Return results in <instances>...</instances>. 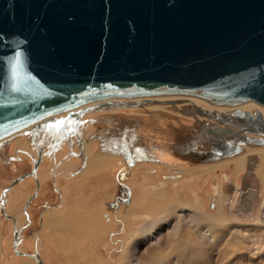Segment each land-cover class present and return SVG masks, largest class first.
<instances>
[{"label":"water","instance_id":"water-1","mask_svg":"<svg viewBox=\"0 0 264 264\" xmlns=\"http://www.w3.org/2000/svg\"><path fill=\"white\" fill-rule=\"evenodd\" d=\"M160 93L264 105V0H0V146L21 128L54 132L93 120L86 109L143 102L112 96ZM228 114L264 141L258 108ZM112 137L129 163L148 156L132 137ZM209 138L207 159L244 140Z\"/></svg>","mask_w":264,"mask_h":264},{"label":"rangeland","instance_id":"rangeland-1","mask_svg":"<svg viewBox=\"0 0 264 264\" xmlns=\"http://www.w3.org/2000/svg\"><path fill=\"white\" fill-rule=\"evenodd\" d=\"M187 104V101H182L178 107ZM154 106L166 109L168 105ZM168 111L174 112L169 109ZM86 137L87 142L90 143L89 155L93 157L88 158L85 167L70 177L59 174V178H61L59 185L64 200L61 201L58 198L53 181L47 174L50 171L47 169L53 167L56 161L63 156L65 151L62 147L66 143L58 148L55 155L43 159L44 162L41 166L45 170L46 179L41 184L40 192L27 208L30 217L22 234L31 237L35 233H39L42 236L45 264H121L126 245L130 242L140 241L142 232L149 222L165 214L173 213L159 224L155 230L159 231L164 222L171 226L176 225L178 217L183 212L186 215L188 211L197 208L207 213H216L219 205L231 224L217 222L223 226L228 224L226 227L216 229L219 233L218 237L213 241H205L194 232L196 231L195 224L186 220L184 231L188 232L189 238L193 236L189 242L195 243L196 247L184 249L185 245L183 247L175 246L170 254L171 248L169 247L171 244L174 245L175 239L174 236L168 237V233H165L162 239L154 240L149 246V248H153L151 252L161 251L165 254L168 249V255H165L164 260L159 264H264V217L262 215L259 217L261 225L258 226L254 223L261 200L262 183L260 178L256 174L260 198L255 207L254 200L257 199L258 184L250 176L249 180L247 179L252 185L254 183L256 185L255 194L253 193L255 196L252 197L247 207L249 211L254 207L251 217H240L237 213L228 210L224 197L225 191L230 190V187L224 186V182L227 181L225 175L227 178L233 179L236 185H240L246 172L248 154L245 157L244 170L239 173H236V164L232 158L224 160L219 165L220 167L207 164L198 173H184L172 170V168L179 167L161 161L160 164L150 162L151 165L148 166H136V162H144V164H148V162L139 160L129 163L123 154L110 151L111 147L109 146L106 148L110 150L106 149L101 136L98 139L89 138V135ZM65 139L69 142L70 137ZM116 155H123L126 163H121L124 162L123 158L120 160L114 158ZM71 163H75V161H71ZM32 166V158L25 156L23 159L20 157L19 160L13 161L0 159V264H31L18 258L20 256L12 255L8 239L12 225L2 213L1 207L4 204L2 199L5 198V203H8L9 215L19 213L23 202H27L29 195L33 194L37 188L36 180L30 176L27 181L13 186L11 192L8 190L5 193V190L10 186L13 177ZM174 187L177 189L172 192ZM218 187L221 188V197L219 195L215 197L220 192H218ZM162 189L168 190V200L167 197L166 200H161L160 196H155L154 193ZM8 192L10 194L9 197L7 196L9 202H7V197L2 198L4 193ZM185 192L190 197L192 195L193 198H191L193 202L196 201V204L185 202L186 199H189V196H182ZM237 193L236 191L234 196ZM48 205L50 209H47ZM42 212L44 218L41 217ZM204 223L205 221H200L199 224L203 225ZM240 224L247 225L241 226ZM239 230L242 231V238L233 237L232 233ZM30 246L37 248L32 244Z\"/></svg>","mask_w":264,"mask_h":264},{"label":"bare ground","instance_id":"bare-ground-1","mask_svg":"<svg viewBox=\"0 0 264 264\" xmlns=\"http://www.w3.org/2000/svg\"><path fill=\"white\" fill-rule=\"evenodd\" d=\"M110 98L119 100L143 98V102L141 104L129 103L120 106H99L86 109L81 114V117L86 118L92 115L94 117L93 120L82 121L80 122L79 126L76 122L74 124V127L73 123H71L69 124V126L66 125L63 130H60L58 127L57 129L54 128L56 130L52 132L51 130H53V128H51L50 130L49 128L42 125L41 128L39 127L40 130L37 133L23 132L24 128H21L20 130L9 134L8 138L6 137L7 142L0 146V159H5V161H8V159L10 158L9 153L13 155L17 154L20 157H23V155H28L36 161V166L33 171H30L29 173L23 175L20 179H18V181L11 182L10 186L5 190V193L6 191L10 190L13 186L21 183L26 177L36 176L40 164L43 161V158H50L53 154L55 155L58 148L61 147L62 144L64 145L66 143V145L62 147L65 151L62 154L63 156H61L60 159L56 161L54 166L51 167L49 170L50 173L53 174L56 186L59 187L58 182L56 180L58 174L61 173L64 176L70 177L71 175L75 174L76 172L85 167L88 158L93 157L89 155L90 143L87 142L86 135H89V138L93 139H98V137L104 135L105 137L101 136L103 137V141L105 142L103 146L105 148L108 146L111 148H115L117 145L111 143L114 140L112 135L115 136L117 134H121L126 137H132L131 140H128L129 142H131L132 144L143 145V147H145V151L148 152V156L146 158H137L133 161L136 162L139 160H146L148 164H144V162H136V166H148L151 165L150 162L160 164L161 161L163 163L165 162L169 165L179 167L174 169L172 168V170L183 171L184 173H198L199 170L202 167H206L207 164H209V166H219L221 165V163L224 162V160L232 158V160H234L236 164V173H239L244 170L246 161L245 157L248 154V171L243 176L240 185H236L233 179L227 178V175H225L227 181L224 182V186L230 187V190L225 191L224 194L226 200V207L228 210L233 211L234 213H237L239 215H241V213L244 211H249L247 207L252 197L255 196L253 195V193L255 194V183L258 184V176L262 183V190L261 200L257 209L258 212H256V218L254 223L258 224V226L262 224L259 217L261 215L264 217V141H249L245 137L246 135L251 137L261 136L262 134L244 129L241 126V123H237L231 119V115L228 114V111L238 106L241 109H249L250 111H253V109L256 107L262 113H264V105L259 104L254 100H247L237 104L215 102L199 95L187 93L145 94L133 97L112 96ZM97 101L99 100L94 99L80 105H89ZM182 101H187L188 104L178 107V104H182ZM158 104L168 106L166 109H162V107L160 106H154ZM168 109L174 112L168 111ZM216 115H223L225 118H219L216 117ZM65 130H67L66 132L69 133H66ZM75 130L80 131L79 137L74 136ZM63 132H65L66 135ZM233 135H236V137L244 138V140L241 141V149L239 151L223 155L217 158H205L204 154L208 153V147L211 143L209 137H220L221 139H227L228 137H231ZM67 137H70V140L68 139L69 142H67V139H65ZM228 141L230 142L231 140ZM110 151L114 152L115 150L111 149ZM33 152H35L36 154H34ZM115 152L123 154L119 151ZM150 153H153L154 155L151 156ZM255 153H257L259 156ZM123 155H116L114 158L120 160L124 157ZM259 159L260 162L258 163ZM71 161H75V163H71ZM69 162L70 164H68ZM121 163H126L125 159L124 162ZM80 164L81 166H79ZM249 176L250 178L252 177L253 181L256 180L253 185L254 190L252 188L248 189V186L251 183L247 181V179L249 180ZM39 181L40 177L39 180H37L38 189L40 185ZM177 188H172V192H174V190H176ZM37 191L35 195L37 194ZM236 191L238 193L236 196H234ZM218 192L219 193L216 194L215 197H218V195L219 197H221L222 192L221 188L219 187ZM154 194H156L155 196H160L161 200H166V197L168 200V190L162 189L161 191H158ZM182 196L186 197L189 195H186L185 192ZM191 197L189 196V199H186L185 202H190L192 205H194L196 201L194 200L195 202H193V197ZM259 198L260 194L258 184V194L257 199L254 200V207L257 205ZM4 202L5 198L2 199V203ZM230 205H232L233 207L230 208ZM254 207L251 211L248 212V217H251ZM179 212L182 213L181 211ZM172 214L173 213L165 214L162 217H159L149 222L148 225L146 224L147 226L142 232L141 240L137 242H130L126 245L125 254L122 258L121 264H159L160 262H162L164 260L163 257L165 255H168V249L165 247L167 249L165 251V254L161 251L151 252L153 248H149V246L152 244V242H154V240L159 241L160 239H162V236H165V233H168V237H170L171 235L174 236L173 238L175 239L174 245L171 244V246L169 247L171 248L170 254L172 248L175 246L183 247L185 245L183 247L184 249H191L193 247H196L195 243H193L192 241L189 242V240H192L193 236L189 238L187 234L188 232L186 233L184 231V225L186 224V220L190 223L192 222V224H195L194 227L196 228V231L194 232L197 235H200V238L204 239L205 241H213L216 237L219 236V233L216 231V229L226 227L228 225H219L217 222H230L226 218L227 216L224 214L221 206L219 205L216 213H207L197 208L188 211L186 215H184L183 212V214H180V216L178 217L179 220L177 223H175L176 225L171 226V224H165L164 222V225L161 226L164 229L161 231L162 228H160L159 231H155L156 228L159 227V224H161L164 220H166L167 217H170ZM241 216L247 217L244 215ZM181 217L184 218L182 219ZM200 221H205V223L203 225H200ZM240 225L245 226L247 224ZM16 230V244L14 243L15 250L17 249L18 240L20 238V230ZM232 235L233 237L238 238H242L243 236L241 230L233 232ZM39 241L34 239L30 242V245L32 244V246L34 245V247H38ZM16 252L17 254H22L18 250H16ZM29 255L35 258L38 263L39 258L42 260L39 253Z\"/></svg>","mask_w":264,"mask_h":264},{"label":"flooded vegetation","instance_id":"flooded-vegetation-1","mask_svg":"<svg viewBox=\"0 0 264 264\" xmlns=\"http://www.w3.org/2000/svg\"><path fill=\"white\" fill-rule=\"evenodd\" d=\"M23 156H25V157H28V158H31L30 156H28V155H23ZM22 159H23V157H21ZM20 159V157L19 158H15V160H19ZM33 160V159H32ZM44 161H42L41 162V164H40V167H39V169H38V171H37V175L36 176H32L35 180H36V186H37V180H39V177H40V181H39V183H40V185H39V189L38 188H36L34 191H33V194H31V195H29V197H28V201L27 202H23V204H22V208H20V211H19V213H16L15 215H9L10 213H8L9 211H8V203H5L6 202V199H5V202H4V204H2V207H1V211H2V213L9 219V221H10V223H11V225H12V227H11V234H10V237L8 238L9 239V244L11 245V248H12V255L13 256H15V257H17V256H20V257H18V258H21L22 260H25V261H27V262H30L31 264H39L37 261H36V259L35 258H33V257H31L29 254H36V253H39V255L41 256V258H42V260H43V250H42V236L38 233H35L34 235H32L31 237H27V236H24L23 234H22V230H23V228L27 225V222H28V220H29V217H30V215H28V206L27 205H29L30 204V201L31 200H33L37 195H38V193L40 192V189H41V184L43 183V181L46 179V173H45V170L42 168V163H43ZM51 168V167H50ZM50 168H48L47 170H50ZM248 171V168H246V172ZM246 172H245V174H246ZM47 174H49L50 175V178L52 179V181H53V186H54V188H55V192L57 193V195H58V198H60V200L61 201H63L64 200V198H63V193H62V190H61V188H60V179L61 178H59L60 177V175L58 174L57 175V177H56V180H57V182H58V186L59 187H57L56 186V184H55V181H54V177H53V174L52 173H50V172H47ZM28 177H30V176H28ZM28 177H26L21 183H23L25 180L27 181L28 180ZM45 177V178H44ZM38 178V179H37ZM248 178V177H247ZM21 183H19V184H21ZM19 184H17V185H19ZM15 187V186H14ZM38 187V186H37ZM253 189L254 190V187H253V185L250 183V185L248 186V189ZM37 189H38V191H37ZM11 190H13V188H11L9 191L11 192ZM36 191H37V194L35 195V193H36ZM9 192L7 193V194H5L4 193V195L2 196V198L3 197H9ZM7 197V198H8ZM33 198V199H32ZM8 201L7 202H9V198L7 199ZM6 208V209H5ZM241 208V207H240ZM26 209H27V211H26ZM47 209H50V206L48 205L47 206ZM4 211V212H3ZM28 212V213H27ZM44 212V211H43ZM43 212H42V216L41 217H43L44 218V216H43ZM246 212L247 211H244V212H242L241 213V215H244V216H247L248 217V215H249V213H247L246 214ZM246 214V215H245ZM44 215H45V213H44ZM239 215V214H238ZM241 215H240V217H241ZM16 229H19L20 230V238H19V240H18V246H17V250L20 252V253H22V254H17V252H16V250L14 249V239H15V230ZM37 237V238H36ZM34 239H36V240H40L39 241V246L37 247V248H32L31 246H30V242L32 241V240H34ZM28 247H31V249H28ZM37 250V251H36ZM36 252V253H35ZM15 253V254H14ZM17 254V255H16ZM28 259V260H27ZM43 262H44V264H45V261L43 260Z\"/></svg>","mask_w":264,"mask_h":264},{"label":"crops","instance_id":"crops-1","mask_svg":"<svg viewBox=\"0 0 264 264\" xmlns=\"http://www.w3.org/2000/svg\"><path fill=\"white\" fill-rule=\"evenodd\" d=\"M30 151H32V150H30ZM33 153L36 154L35 152H33ZM15 155H16V156H15ZM15 155L9 153L10 158L8 159V161H13V160H15V157H19L17 154H15ZM43 159H44V158H43ZM7 199H8V198H7Z\"/></svg>","mask_w":264,"mask_h":264},{"label":"snow or ice","instance_id":"snow-or-ice-1","mask_svg":"<svg viewBox=\"0 0 264 264\" xmlns=\"http://www.w3.org/2000/svg\"><path fill=\"white\" fill-rule=\"evenodd\" d=\"M59 123V122H58Z\"/></svg>","mask_w":264,"mask_h":264}]
</instances>
